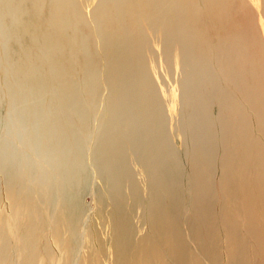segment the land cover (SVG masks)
<instances>
[{
	"label": "rangeland",
	"instance_id": "rangeland-1",
	"mask_svg": "<svg viewBox=\"0 0 264 264\" xmlns=\"http://www.w3.org/2000/svg\"><path fill=\"white\" fill-rule=\"evenodd\" d=\"M0 264H264V0H0Z\"/></svg>",
	"mask_w": 264,
	"mask_h": 264
},
{
	"label": "bare ground",
	"instance_id": "bare-ground-1",
	"mask_svg": "<svg viewBox=\"0 0 264 264\" xmlns=\"http://www.w3.org/2000/svg\"><path fill=\"white\" fill-rule=\"evenodd\" d=\"M225 5V4H224ZM122 72V71H121ZM137 107V106H136ZM194 124V123H193ZM180 164V163H179ZM259 184H260V182H259ZM244 195V194H243ZM244 223V222H243ZM253 247V246H252ZM255 253V252H254ZM183 261V260H182Z\"/></svg>",
	"mask_w": 264,
	"mask_h": 264
}]
</instances>
